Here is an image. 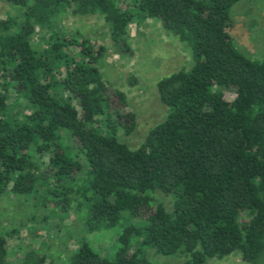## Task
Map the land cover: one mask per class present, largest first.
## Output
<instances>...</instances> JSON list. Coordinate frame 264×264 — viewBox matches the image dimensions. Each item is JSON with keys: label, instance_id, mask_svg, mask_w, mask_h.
<instances>
[{"label": "trees", "instance_id": "trees-1", "mask_svg": "<svg viewBox=\"0 0 264 264\" xmlns=\"http://www.w3.org/2000/svg\"><path fill=\"white\" fill-rule=\"evenodd\" d=\"M3 1L16 13L0 18V200L75 211L83 232L121 227L110 254L81 241L65 264H151L149 248L184 257L175 264L234 252L264 264V58L234 45L239 0ZM64 14L101 17L116 54L147 18L189 47V66L157 80L168 112L136 148L121 140L136 115L99 69L105 45L59 27ZM10 233L0 226V264ZM47 257L31 250L20 264Z\"/></svg>", "mask_w": 264, "mask_h": 264}, {"label": "rangeland", "instance_id": "rangeland-1", "mask_svg": "<svg viewBox=\"0 0 264 264\" xmlns=\"http://www.w3.org/2000/svg\"><path fill=\"white\" fill-rule=\"evenodd\" d=\"M15 13L8 3L0 0V18ZM230 18V32L235 47L251 59L264 58V0H239L231 7ZM57 23L66 31L105 45L106 52L99 63V69L112 87L126 95L136 115L135 130L129 136L121 137L131 148H136L146 131L162 121L168 112V107L158 99L157 80L169 72L189 66V47L177 36L166 32L154 18L142 22L134 20L128 24V45L122 54L114 53L108 28L99 16L64 14L57 19ZM37 39L34 38V44H37ZM40 190L43 191L44 186H40ZM155 197L170 209L169 196L156 192ZM32 202V199L21 196L0 200V226L4 231L12 232L8 236L6 264H20L31 250L46 253L48 260L45 264H65L67 253L81 241H86L101 255H108L115 249V238L121 230L119 225L83 232L81 220L75 211L69 215L62 211L49 212L43 208L35 211ZM44 215L50 217L47 221L49 225L39 219ZM147 258L151 264H175L184 260L182 256L157 254L151 248L147 250ZM206 264L248 263L240 259L239 253L234 252L220 259H208Z\"/></svg>", "mask_w": 264, "mask_h": 264}]
</instances>
